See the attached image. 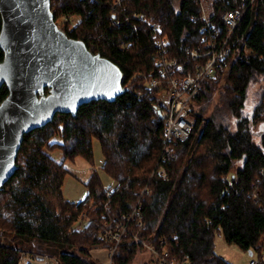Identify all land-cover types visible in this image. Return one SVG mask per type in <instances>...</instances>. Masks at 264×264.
Returning <instances> with one entry per match:
<instances>
[{
    "label": "trees",
    "instance_id": "1",
    "mask_svg": "<svg viewBox=\"0 0 264 264\" xmlns=\"http://www.w3.org/2000/svg\"><path fill=\"white\" fill-rule=\"evenodd\" d=\"M206 1L207 19L220 38L228 37L223 14L241 9L243 0H51L57 23L117 63L127 90L115 101L87 102L77 115L59 112L25 135L18 168L0 189V264H18L25 248L16 242L35 245L39 255H60L61 264H101L93 249L114 245L107 232L121 223L127 229L115 264H134L147 244L158 253L151 251L145 264H160L164 251L182 264H234L216 252L220 230L227 242L264 253V131L253 129L264 121V0L248 6L230 38V54L216 62L187 108L193 124L187 139L167 142L165 120L154 108L161 87L148 84L163 55L176 59L177 75L208 59ZM2 24L0 13V32ZM154 24L167 38L165 53ZM193 49L202 55L195 58ZM257 82L259 99L247 113ZM8 94L4 84L0 102ZM94 139L117 183L105 187L95 171L87 196L70 201L62 190L65 162H93ZM56 149L64 153L61 162L51 155Z\"/></svg>",
    "mask_w": 264,
    "mask_h": 264
},
{
    "label": "water",
    "instance_id": "2",
    "mask_svg": "<svg viewBox=\"0 0 264 264\" xmlns=\"http://www.w3.org/2000/svg\"><path fill=\"white\" fill-rule=\"evenodd\" d=\"M0 13V88L6 84L9 89L0 102L2 189L18 168L28 132L44 127L59 112L77 115L87 102L115 101L127 88L117 63L57 23L51 0H0Z\"/></svg>",
    "mask_w": 264,
    "mask_h": 264
},
{
    "label": "built area",
    "instance_id": "3",
    "mask_svg": "<svg viewBox=\"0 0 264 264\" xmlns=\"http://www.w3.org/2000/svg\"><path fill=\"white\" fill-rule=\"evenodd\" d=\"M257 1L258 0H243L241 9L229 10L223 14V18L228 24L229 31V35L226 38H220L216 29L207 19L208 11L206 2L203 3L204 17L207 21L203 30L206 32V55H208V59L202 63H198L194 70H189L185 74L177 75L174 73V69L171 68L176 64V59H169L165 55L158 59V69L152 72L148 84L150 87H161L160 95H163V97H161L159 103L154 104V108L158 116L165 120L167 142L174 137L185 140L190 135L193 124L187 116V108L192 100L200 94L205 79L214 74L216 62L230 54L231 45L229 41L231 36L243 19L248 6H251ZM152 27L154 29V36L157 38L161 47L160 52L165 53L167 51V38L161 36L160 30L155 24L152 25ZM191 53L195 58L202 55L197 49H193ZM171 150L170 146H166L167 153H172ZM172 156H175V153H172ZM161 171L164 173V170ZM124 218L130 219L131 216L124 215ZM126 229L127 225L124 226V224L121 223L116 230L107 232V236L115 241V244L107 249L108 264H115L114 254L122 238L123 230ZM147 246L152 252L158 253L152 245L147 244ZM262 261H264V253L257 259H251L249 264H259ZM18 264H61V261L57 257L22 251ZM160 264L182 263L175 258H169L168 251H164V255L160 259Z\"/></svg>",
    "mask_w": 264,
    "mask_h": 264
},
{
    "label": "rangeland",
    "instance_id": "4",
    "mask_svg": "<svg viewBox=\"0 0 264 264\" xmlns=\"http://www.w3.org/2000/svg\"><path fill=\"white\" fill-rule=\"evenodd\" d=\"M207 11L210 10V2L206 1ZM74 21H77V17H72ZM58 24L60 25L61 22L59 21ZM259 90H260V83H253L249 89L248 100L246 103L245 111L247 113H251L258 102L259 99ZM163 97V95H160ZM254 131L256 134H260L264 131V121L259 122L257 125L254 126ZM56 139L60 140L59 137ZM94 147V160L93 162L88 161L84 157H77L73 160L69 159L65 162V166L68 170V173L64 179V183L62 186L63 194L66 199L70 201L78 202L84 199L88 194V188L86 183L89 181L93 172L97 171L100 174V177L103 181L105 187L115 186L116 180L103 168V164L105 161V157L102 151V146L98 139H94L93 142ZM52 157L61 162L64 160V153L62 149H56L51 152ZM10 240H14L10 238ZM16 241V240H14ZM216 252L229 259L234 264H249L251 259H257L259 257L258 254L251 255L249 252L243 250L239 245L236 243L227 242L223 236V232L220 230L217 232L216 235ZM20 247L25 248L23 251L37 253V251L31 250L36 249L35 245H31L29 242L20 243L16 242ZM93 253L97 260L101 264H108V254L107 250L100 246L95 247L93 249ZM151 250L148 248L147 250L141 251L136 256L134 264H145L149 261L151 257ZM49 256V255H48ZM57 257L60 261L61 259L59 256H52Z\"/></svg>",
    "mask_w": 264,
    "mask_h": 264
},
{
    "label": "bare ground",
    "instance_id": "5",
    "mask_svg": "<svg viewBox=\"0 0 264 264\" xmlns=\"http://www.w3.org/2000/svg\"><path fill=\"white\" fill-rule=\"evenodd\" d=\"M146 243V242H145ZM49 255V254H48ZM57 255V254H56ZM50 256V255H49ZM53 256V255H52ZM60 256V255H59ZM60 258V257H59Z\"/></svg>",
    "mask_w": 264,
    "mask_h": 264
}]
</instances>
